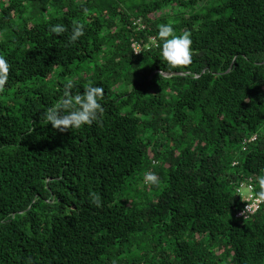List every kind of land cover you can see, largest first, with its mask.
Segmentation results:
<instances>
[{"label":"trees","instance_id":"obj_1","mask_svg":"<svg viewBox=\"0 0 264 264\" xmlns=\"http://www.w3.org/2000/svg\"><path fill=\"white\" fill-rule=\"evenodd\" d=\"M0 55V264H264V204L236 217L264 176V0H0ZM68 81L105 89L101 123L44 122Z\"/></svg>","mask_w":264,"mask_h":264},{"label":"clouds","instance_id":"obj_2","mask_svg":"<svg viewBox=\"0 0 264 264\" xmlns=\"http://www.w3.org/2000/svg\"><path fill=\"white\" fill-rule=\"evenodd\" d=\"M158 28V38L162 42L161 54L168 65L172 68L191 65L193 62V41L190 33L177 34L172 23L160 24ZM49 30L57 36L68 31L63 24L53 25ZM84 35L85 25L74 23L69 40L75 43ZM133 52L141 53L137 51L135 45H133ZM10 68L11 65L8 60L0 55V93L6 90L9 83ZM159 75L161 76L163 73L160 72ZM73 88L74 83L68 81L64 85L62 96L43 112L44 122L47 125L51 124L55 130L60 132H72L85 126H91L93 123L102 122L104 113L102 101L105 97V89L101 86L88 84L83 93L74 94ZM152 164L153 167H156L159 161L154 160ZM142 183L146 186L159 187L161 180L154 171L149 170L144 173ZM258 184L260 191L257 194V200L264 201V176L259 177ZM92 203L97 207L103 206L99 195L92 196Z\"/></svg>","mask_w":264,"mask_h":264},{"label":"built area","instance_id":"obj_3","mask_svg":"<svg viewBox=\"0 0 264 264\" xmlns=\"http://www.w3.org/2000/svg\"><path fill=\"white\" fill-rule=\"evenodd\" d=\"M253 181L254 179L250 178L245 179L240 183L238 191L245 202V207L236 214V217L249 218L250 216L254 215L264 204V201L257 200L256 186Z\"/></svg>","mask_w":264,"mask_h":264}]
</instances>
